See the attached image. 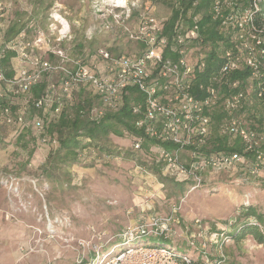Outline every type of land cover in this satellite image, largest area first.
I'll return each instance as SVG.
<instances>
[{"label": "rangeland", "instance_id": "rangeland-1", "mask_svg": "<svg viewBox=\"0 0 264 264\" xmlns=\"http://www.w3.org/2000/svg\"><path fill=\"white\" fill-rule=\"evenodd\" d=\"M96 1L0 0V28L23 27L22 32L32 40L35 31L43 30L51 36L52 45L59 44L57 38H62L61 34L69 30L71 39L60 46L69 56L83 54L90 62L95 49L102 45H110L115 53L137 54L139 46L129 41L119 28L111 34L98 33L102 18L97 16ZM146 1L125 0L124 6L135 12ZM167 1L151 0V9L163 22H167L173 13ZM63 21H67V27ZM130 23L133 25V20ZM227 27L228 24L225 31ZM237 39L235 36L234 40ZM78 43L82 48L77 46ZM44 50L38 51L42 58L47 57ZM241 52L245 58L242 49ZM11 62L14 70L22 64L17 58ZM0 90L17 108L9 114L10 121L0 116V226L6 227L8 242L15 243L14 249L7 246L8 256L15 251L29 263L76 264L79 258L92 256L96 245L109 248L114 244L113 236L124 227L153 214L169 215L175 205L179 208L180 222L172 225L173 235L165 238L167 241L157 239L160 237L136 240L134 246L163 244L199 261H204L206 252L211 259L224 254L226 264H264V246L251 236L239 241L232 239L224 247L211 241L213 235L231 233L237 225L248 220L257 224L254 217L245 215L248 207L264 216V153L256 174L237 165L223 172L206 171L202 174L203 180H183L184 176H177L182 179L179 181L189 183L185 185L183 195L173 196V185L162 184L151 169L160 166L154 153L137 148V140L131 135L126 134L124 138L111 135L108 143L120 152L119 156L89 147L82 151L80 163L71 167L70 175L62 167L48 179L41 168L49 152L59 146L58 141L35 130L34 118L42 115L34 113L30 96L14 93L11 86L3 82H0ZM247 91L250 94L254 91L251 80ZM90 95L86 93L87 97ZM250 100V108L246 111L239 108L236 115L246 126L260 130L264 128L263 102L258 103L254 96ZM20 115L23 122L17 119ZM30 127L32 133L27 131ZM24 128L27 131L25 139L17 143ZM227 137L229 143L234 142L233 138ZM208 147L210 149L212 144ZM181 155L182 161L190 160L187 152ZM248 161L252 163L253 159ZM162 171L167 175L164 169ZM7 180L8 184L18 187L19 193L5 185ZM196 220L201 221L203 229L195 226ZM260 228L264 231V225ZM192 234H195L194 238ZM124 240L126 244L132 243L127 241L128 238ZM192 240L198 249L191 247ZM203 243L206 248L201 249ZM115 249L118 254L126 247Z\"/></svg>", "mask_w": 264, "mask_h": 264}, {"label": "built area", "instance_id": "built-area-1", "mask_svg": "<svg viewBox=\"0 0 264 264\" xmlns=\"http://www.w3.org/2000/svg\"><path fill=\"white\" fill-rule=\"evenodd\" d=\"M109 5L111 8H106ZM95 6L98 8L97 16L102 18L98 33L111 34L115 28H119L129 41L139 46L137 54L115 53L110 45H102L95 49L91 55L93 60L90 62L83 54L69 56L60 46V43L71 39L69 30L61 34L62 38H57L59 44L52 45L51 36L43 30L35 31L34 40L27 39L25 32H22L7 43L5 32L0 28V82L11 86L14 93H27L44 73L63 75L61 81L51 83L46 95L36 101V106L43 110L42 116L35 120L37 129L45 134L52 116L61 112L62 97L72 104L75 92L83 87L93 90L100 98L101 104L92 110L94 120H100L108 111L120 110L124 104V96L131 88H136L142 96L141 102L132 104L133 113L139 117L136 126L149 138L179 146L177 150L172 151L160 145L150 148L165 173L176 177L184 176L183 180H203L202 174L206 171L223 172L240 165L256 174L262 162L261 143L264 141V128L258 130L248 127L236 115L239 108L251 104L250 97H253V92L250 94L247 90H241L226 96L214 85L221 86L225 83L231 72L242 69L243 63L253 70L250 80H259L262 73L258 69L256 56L252 54L242 58L241 54L225 52V63L219 73L209 79L208 85H200L199 90L205 91L207 95L201 99L193 93V87L198 80L197 74L202 73L206 67L207 52H204L203 39L197 23L200 16L193 18L194 25L191 26L180 18L172 34L168 35L165 31L166 22L155 16L151 9V0H147L142 8L135 12L127 8L128 6L114 4L112 0H97ZM135 6L136 4H133V7ZM132 20L133 25L130 23ZM43 49L47 55L55 56L57 62L52 63L40 57L38 51ZM8 50L15 51L22 63L17 76L12 80L5 79L1 66ZM166 52L169 53L167 57ZM238 84L239 82H235L230 86L237 87ZM3 96L0 90V99ZM256 97L259 100L264 97L261 83ZM220 104L226 113L223 122L219 124L220 133L233 139L240 137L245 147L244 152L257 153L252 163L248 161L247 156L237 152L210 151L208 146L216 127L214 114ZM9 114L8 107L1 109V115L8 121ZM17 119L23 122L21 115ZM136 140V147L140 149L141 139ZM186 152L190 160L184 162L181 154ZM177 179L182 180L178 177ZM1 183H6L12 191L14 189L19 193L18 187H14L13 183L8 184V180ZM178 212L179 208L174 205L169 215L153 214L142 218L124 227L113 236V240L121 239L123 244L127 245L124 238H128L127 241L130 242L151 237L168 238L173 235L172 225L180 222ZM195 226L203 229L200 220H196ZM219 235H213L211 241L221 247L232 241L225 233ZM192 237L194 238L195 234H192ZM206 243L201 244L200 248H206ZM190 245L196 248L194 240ZM119 246L112 244L105 248L103 245H96L92 256H83L76 264H226L224 254L211 259L210 254L204 252V261H199L188 253H181L166 246L128 247L116 254L115 248Z\"/></svg>", "mask_w": 264, "mask_h": 264}, {"label": "trees", "instance_id": "trees-1", "mask_svg": "<svg viewBox=\"0 0 264 264\" xmlns=\"http://www.w3.org/2000/svg\"><path fill=\"white\" fill-rule=\"evenodd\" d=\"M166 3L173 10L172 16L165 24V31L168 35L172 34L173 28L180 18L186 20L188 25L191 26L194 25L193 18L200 16L197 23L203 39L202 46L204 52H207V56L205 70L197 74L198 80L193 87V93L198 98L204 99L207 96L206 92L200 91L199 87L201 84L208 85L209 79L219 73L225 63L224 53L230 51L232 54L242 55V49L246 58L252 54L258 56V69L262 73V76L259 80L253 82V96L258 103L264 102V97L261 100L256 97L260 83L261 87L264 88V0H168ZM226 24H228V27L225 31ZM22 31L23 27L18 28L17 25H10L4 30L5 41L7 43L12 41ZM25 35L27 39H31L26 33ZM235 36L238 38L236 41L234 40ZM77 46L80 47V43ZM167 56H169L168 52L165 54V57ZM16 58L19 59L17 53L8 50L2 60V72L6 80H12L18 74L19 68L18 70H14L11 62L12 59ZM45 59H48L52 63L57 62V58L52 54L47 55ZM242 66V69L231 72L225 83L221 84V86L214 84L215 87L220 89L221 94L227 96L236 94L241 90H247L253 70L245 63ZM62 77L63 75L61 74L50 75L49 73H44L38 83L33 85L27 93H23L31 97L35 114L37 112L41 113L40 115L43 114V110L36 106V101L46 95L48 86L51 83L61 81ZM235 82H239L238 86L231 87L230 84ZM87 92L91 94L89 97L86 96ZM74 95L72 104H69V101L65 97H62L63 107L61 112L52 116L51 124L45 132L46 136L56 139L59 143L56 149L49 152L46 163L41 168L46 178H53L55 171L62 167L70 175L69 171L71 167L80 163L82 151L89 147L97 148L100 153L119 156L120 152L116 151L108 143L111 135L124 138L127 134L136 139H141L140 149L145 152H149L150 148L155 145H160L170 151L179 148L175 143L149 138L143 130L136 126L139 117L133 113L132 104L133 102L142 101V96L136 88H131L129 93L124 96V104L120 110L116 112L108 111L100 120L92 118L93 108L101 104L99 96L93 90L83 87L75 92ZM248 105L245 104L241 109L246 111L251 106V104L250 106ZM219 106L214 114L216 127L215 135L210 140L212 144L210 151L237 152L254 160L257 153L254 151L244 152L245 147L240 137L234 139L233 143H229L228 137L220 133L219 124L223 122L226 113L223 110V106L221 104ZM6 107L10 109V113L12 110L17 109L14 104H11L10 101L8 102L7 98L3 96L0 99V116L1 109ZM36 119L34 118V123L32 124L35 130H38L35 124ZM24 130L25 128L18 135L17 143L24 141L27 131L31 132V127L27 131ZM24 146L27 147V144ZM261 152L264 153V144L261 146ZM151 169L159 177L162 184L171 183L173 185L175 190L172 194L173 196L178 194L183 195L185 185L189 183L188 181H179L176 176L170 174L164 175L161 166H154ZM245 215L247 218L254 217L257 224L251 223L248 220L237 225L233 232L225 234L230 236L231 239H237L238 241L246 236H251L258 244L264 246V231L260 228L261 225H264V216L257 214V211L253 207L246 208ZM157 239L167 241L165 238ZM134 242L136 240L125 245L121 239H118L114 241V244L126 248L136 247L134 246ZM156 246L164 245L160 244Z\"/></svg>", "mask_w": 264, "mask_h": 264}, {"label": "crops", "instance_id": "crops-1", "mask_svg": "<svg viewBox=\"0 0 264 264\" xmlns=\"http://www.w3.org/2000/svg\"><path fill=\"white\" fill-rule=\"evenodd\" d=\"M14 242L9 243L7 240V229L5 226H0V264H38L37 261L29 263L24 260L22 255L18 252L11 251L10 255H7V246L11 245V249H14L12 245Z\"/></svg>", "mask_w": 264, "mask_h": 264}, {"label": "bare ground", "instance_id": "bare-ground-1", "mask_svg": "<svg viewBox=\"0 0 264 264\" xmlns=\"http://www.w3.org/2000/svg\"><path fill=\"white\" fill-rule=\"evenodd\" d=\"M113 3L118 6H123L125 4V0H114Z\"/></svg>", "mask_w": 264, "mask_h": 264}, {"label": "clouds", "instance_id": "clouds-1", "mask_svg": "<svg viewBox=\"0 0 264 264\" xmlns=\"http://www.w3.org/2000/svg\"><path fill=\"white\" fill-rule=\"evenodd\" d=\"M53 16L54 18H57L55 13L53 14ZM63 23L65 24V27H67V21H63Z\"/></svg>", "mask_w": 264, "mask_h": 264}]
</instances>
